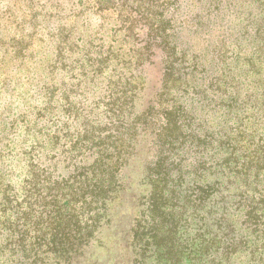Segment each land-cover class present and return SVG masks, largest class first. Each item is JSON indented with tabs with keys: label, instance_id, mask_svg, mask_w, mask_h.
Returning a JSON list of instances; mask_svg holds the SVG:
<instances>
[{
	"label": "rangeland",
	"instance_id": "374dc122",
	"mask_svg": "<svg viewBox=\"0 0 264 264\" xmlns=\"http://www.w3.org/2000/svg\"><path fill=\"white\" fill-rule=\"evenodd\" d=\"M0 230L31 264H264V0H0Z\"/></svg>",
	"mask_w": 264,
	"mask_h": 264
},
{
	"label": "trees",
	"instance_id": "16d2710c",
	"mask_svg": "<svg viewBox=\"0 0 264 264\" xmlns=\"http://www.w3.org/2000/svg\"><path fill=\"white\" fill-rule=\"evenodd\" d=\"M68 205L72 207V200L68 202ZM11 238L12 233L0 230V260H2L0 264H31L29 263L31 250L22 243V239L20 242L12 244L10 242ZM68 250L69 249H66V252H68ZM66 264H73V261L70 263L67 262Z\"/></svg>",
	"mask_w": 264,
	"mask_h": 264
}]
</instances>
